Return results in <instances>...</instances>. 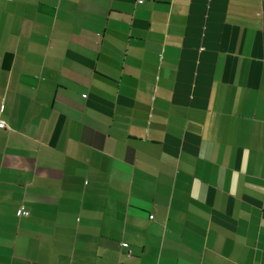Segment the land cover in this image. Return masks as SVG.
Here are the masks:
<instances>
[{
	"label": "crops",
	"instance_id": "1",
	"mask_svg": "<svg viewBox=\"0 0 264 264\" xmlns=\"http://www.w3.org/2000/svg\"><path fill=\"white\" fill-rule=\"evenodd\" d=\"M0 121V264H264V0H0Z\"/></svg>",
	"mask_w": 264,
	"mask_h": 264
},
{
	"label": "built area",
	"instance_id": "2",
	"mask_svg": "<svg viewBox=\"0 0 264 264\" xmlns=\"http://www.w3.org/2000/svg\"><path fill=\"white\" fill-rule=\"evenodd\" d=\"M0 125L5 126L6 124L3 121H0ZM24 210V207H21L18 211L19 214H21Z\"/></svg>",
	"mask_w": 264,
	"mask_h": 264
}]
</instances>
